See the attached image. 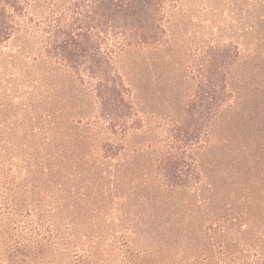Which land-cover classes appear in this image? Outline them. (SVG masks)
Masks as SVG:
<instances>
[{
	"label": "trees",
	"instance_id": "obj_1",
	"mask_svg": "<svg viewBox=\"0 0 264 264\" xmlns=\"http://www.w3.org/2000/svg\"><path fill=\"white\" fill-rule=\"evenodd\" d=\"M196 6L189 0H0V80L21 73L16 80L25 108L53 130L44 140L47 153L25 158L20 182L7 192L0 188V264H264L262 251L232 250L223 221L211 213L199 217L193 200L170 197L178 189L194 192L204 180L198 156L209 140L201 131L222 126L230 114L229 79L241 58L233 41L200 34ZM149 54L173 58L168 64L180 71L189 68L184 81L194 88L180 115L156 118L172 142L157 150L151 140L136 146L121 172L114 161L131 139L151 130L146 101L121 63ZM78 127L85 142L94 140L96 158L70 157L78 156V146L62 136L72 137L69 130ZM146 149L150 156H143ZM121 177L131 181L127 192Z\"/></svg>",
	"mask_w": 264,
	"mask_h": 264
},
{
	"label": "rangeland",
	"instance_id": "obj_2",
	"mask_svg": "<svg viewBox=\"0 0 264 264\" xmlns=\"http://www.w3.org/2000/svg\"><path fill=\"white\" fill-rule=\"evenodd\" d=\"M189 1L197 5L194 11L195 28L201 29L200 34L211 41H233L240 48L241 58L229 79L234 91V105L230 114L222 126H205L201 131L200 138L209 140L198 156L204 180L197 189L194 188V192L178 189L170 197L180 203L193 200L199 217L211 213L212 219L217 218L220 223L223 221L226 225L223 233L232 241V250L245 255L250 252H255L251 255L256 254V251L264 254V2ZM9 50L13 51L15 47ZM168 60L173 61V58L165 61L149 54L126 56L121 63L126 81L145 99L143 111L151 119L148 134L131 139L123 155L114 161V168H123L121 172L125 171L128 156L132 155L136 146H146L151 140L157 150L163 143L173 140L164 131L165 127L160 128L156 118L169 113L180 115L185 99L194 87L193 83L185 84L184 81L185 75L191 77L190 69L180 71L168 64ZM20 74L15 71L13 79L0 80V188L6 192L20 182L25 158L47 153L44 140L53 131L51 126L41 127L35 120L33 108H25L24 90L16 80ZM69 131L72 137L66 135L62 138L78 146V156L70 154V157L82 159L84 154L97 157L94 140L86 138L84 141L85 129L78 127ZM146 151L143 156L145 153L150 156ZM108 168L102 169V172ZM107 175L109 183L112 176L110 173ZM121 179L126 181V177ZM126 182L127 192L131 181ZM137 190L142 191L138 187ZM120 194L125 195V192ZM65 233L68 231L65 230ZM238 236L248 246L234 240ZM213 249L214 254L220 251L217 246ZM199 251L201 253L203 250ZM199 256L204 257L202 254Z\"/></svg>",
	"mask_w": 264,
	"mask_h": 264
}]
</instances>
